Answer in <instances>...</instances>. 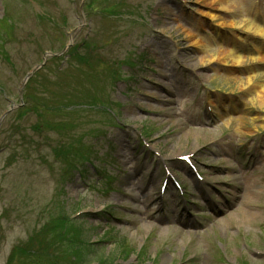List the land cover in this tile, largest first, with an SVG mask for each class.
<instances>
[{
	"label": "rangeland",
	"instance_id": "obj_1",
	"mask_svg": "<svg viewBox=\"0 0 264 264\" xmlns=\"http://www.w3.org/2000/svg\"><path fill=\"white\" fill-rule=\"evenodd\" d=\"M80 2L0 0V115L80 26ZM205 2L85 0L74 54L28 92L45 78L51 109H71L31 110L24 140L11 139L17 110L0 124V264H73L78 227L95 250L87 264H264V106L248 91L264 63L239 73L215 60L237 32L220 23L236 19L200 15ZM200 38L208 49L191 45Z\"/></svg>",
	"mask_w": 264,
	"mask_h": 264
},
{
	"label": "bare ground",
	"instance_id": "obj_2",
	"mask_svg": "<svg viewBox=\"0 0 264 264\" xmlns=\"http://www.w3.org/2000/svg\"><path fill=\"white\" fill-rule=\"evenodd\" d=\"M204 10L200 15L206 16L212 21H220L224 18L222 15H227L231 18H235L236 22L226 24L224 22L220 23L221 26H228L237 30L233 41L230 45L226 47H219L217 53V58L215 60L229 62L232 65L233 70L238 69L239 73L242 71L239 69L248 60L252 62L253 66L260 67L259 64L264 63V16L258 17L259 10L255 9V4L253 0H205ZM254 11H252V10ZM247 34L246 36L243 33ZM215 34L219 35L218 30H215ZM239 38L244 40H251L253 46L250 48L251 54L245 55L243 53L244 47L238 41ZM192 46L199 48L208 49L209 44L202 40L201 38L192 40ZM242 45V46H241ZM248 58H247V57ZM213 60H204L200 64L208 68H213L210 64ZM245 70L247 73L246 83L250 84L253 77H255L256 72L253 70L254 67ZM237 78H234L236 80ZM237 81V80H236ZM253 93L256 103L260 106H264V84L252 85L249 90Z\"/></svg>",
	"mask_w": 264,
	"mask_h": 264
},
{
	"label": "trees",
	"instance_id": "obj_3",
	"mask_svg": "<svg viewBox=\"0 0 264 264\" xmlns=\"http://www.w3.org/2000/svg\"><path fill=\"white\" fill-rule=\"evenodd\" d=\"M111 7V14L113 13V7L109 6L108 8ZM42 20L43 23H46L48 26L52 27V30H58L55 26H57L55 24V20L54 18H52L51 16L48 15H43L42 17L39 16ZM74 51V47H70L67 52L66 55L64 54V56L60 57V58H50L47 60V63L50 64H58L64 61V57L65 56H70V52L73 53ZM74 54V53H73ZM47 65V64H46ZM63 66H71V63H65L63 64ZM45 69V67L43 68ZM42 69V70H43ZM59 69V66H58ZM60 70V69H59ZM39 73L35 74L27 83L26 87H25V100L31 99L32 101H29V108H25V106L19 108L16 112V114L18 115L19 119L17 120L16 124L14 125V127H11V131H13V133H11V139L13 140V138L19 137L22 138L24 140V137L21 136V131H22V125H21V119L27 115L29 112H31V110H35L36 113L40 114V115H46L50 112H54V111H64V110H70L71 109V105L69 104H63L62 102H54V105L52 106L53 108L51 109L50 104L52 102H48V98L52 97V88L50 85H54L51 81H46L45 82V78H42V81L44 82L40 88H41V92L38 95H35V97L30 98V96H28V92L32 86V84L35 82L36 78L40 77ZM50 83V84H49ZM1 90L2 87L0 86ZM40 97L42 98V100H40ZM61 98V97H60ZM59 98V100H61ZM62 103V104H59ZM49 104V105H48ZM34 130H37V128H33ZM8 134H10V132H8ZM8 143H11L10 141H8ZM9 145V144H8ZM10 146V145H9ZM76 236H75V241H80V244H76L77 246H75L73 248L74 254L75 255V261H72L73 264H87V258L91 255L94 254L95 250L93 249V247L91 245H88V243H85V241L82 239V231L80 230V228L78 227L76 230ZM71 263V262H70ZM72 264V263H71ZM98 264H105V261H100V263Z\"/></svg>",
	"mask_w": 264,
	"mask_h": 264
},
{
	"label": "water",
	"instance_id": "obj_4",
	"mask_svg": "<svg viewBox=\"0 0 264 264\" xmlns=\"http://www.w3.org/2000/svg\"><path fill=\"white\" fill-rule=\"evenodd\" d=\"M83 3H84V0H82L81 4H80V8H79V12H80V16H81V21H82V25L84 24V15H83V11H82V7H83ZM76 31V30H73L72 32L69 33L68 37V43L67 45L65 46V48L58 54H53V53H50V52H47L45 53L43 56H42V63L38 66H35L33 67L26 75L25 77L23 78L21 84H20V88H19V97L21 98V95H22V89L23 87L25 86V84L27 83V81L30 79V77L38 70L42 67V65L45 63L46 61V58L48 56H59L61 55L62 53H64V51L72 45V33ZM16 106L14 105H11L9 110L5 111L1 116H0V123L2 122V120L5 118V116L9 113V111H11L13 108H15Z\"/></svg>",
	"mask_w": 264,
	"mask_h": 264
}]
</instances>
